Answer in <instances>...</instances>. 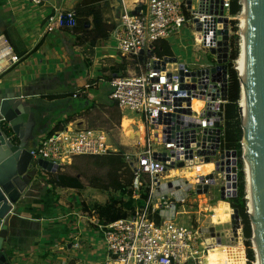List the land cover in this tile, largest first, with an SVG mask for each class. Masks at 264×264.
<instances>
[{
	"label": "built area",
	"instance_id": "obj_1",
	"mask_svg": "<svg viewBox=\"0 0 264 264\" xmlns=\"http://www.w3.org/2000/svg\"><path fill=\"white\" fill-rule=\"evenodd\" d=\"M28 1L37 7L50 0ZM119 2L121 11L109 32L115 51L125 64L123 75L109 80V100L120 113L118 146L111 143L104 129L62 124L59 130L40 137L29 150L32 164L39 173L52 174L38 167L37 160L56 165L58 172L76 157L122 152L132 176L129 189L135 205L127 211V217L109 224H104L94 209L86 212L90 215L89 224L102 237L106 264H206L209 251L219 246L220 238L214 232L206 233L175 219L180 214L178 208L188 203L200 208L203 200L210 202L212 186H216L220 202L237 195L238 155L226 147L224 133L228 97L224 100L223 96L228 93L233 31L231 0H142L133 11L127 9L126 0ZM75 22L74 11L53 8L45 21V32L73 28ZM185 28L192 32L195 50L211 54L213 64L188 66L179 62L172 51L169 56L155 55L158 42L166 43L171 50L170 40L180 37ZM225 47V62L219 63ZM9 61L15 65L19 59L11 54ZM233 64L234 61V69ZM84 94L85 91H78L72 96ZM196 101L197 109L193 108ZM240 146L242 151V139ZM180 163L183 166L178 168ZM208 164L212 170L201 171ZM192 168H197V173L190 178L170 174L171 170ZM234 175L236 189L231 187ZM221 192L224 201L220 199ZM142 194L146 195L143 200ZM232 210L230 229L224 231V238L229 246L242 248L245 261L241 222L239 219V229L233 233ZM164 212L171 216H164ZM72 246L80 248V241L75 239Z\"/></svg>",
	"mask_w": 264,
	"mask_h": 264
},
{
	"label": "crops",
	"instance_id": "obj_2",
	"mask_svg": "<svg viewBox=\"0 0 264 264\" xmlns=\"http://www.w3.org/2000/svg\"><path fill=\"white\" fill-rule=\"evenodd\" d=\"M80 1L50 0L36 7L28 0H0V57L8 62L0 69V87L20 93L22 100L32 106L35 123L25 140L29 150L67 118L70 121L65 124L92 128L88 118L92 109L87 111L85 103L98 106L109 100L112 69L119 64L109 34L92 47L88 43L78 45L77 35L66 29L45 32V21L53 8L74 11ZM140 1L126 0L127 9L133 11ZM100 8L104 22L114 25L121 11L119 0L102 2ZM39 42L36 52L15 65L10 63L11 54H28ZM78 91L85 94L73 98ZM35 172L21 199L11 208L14 215L4 243L6 256L13 264H106L101 235L77 204L69 205L74 200V189L51 187L47 181L53 180L57 172ZM87 231L97 249L84 247ZM75 239L80 241L78 249L72 246Z\"/></svg>",
	"mask_w": 264,
	"mask_h": 264
},
{
	"label": "water",
	"instance_id": "obj_3",
	"mask_svg": "<svg viewBox=\"0 0 264 264\" xmlns=\"http://www.w3.org/2000/svg\"><path fill=\"white\" fill-rule=\"evenodd\" d=\"M246 1L244 30L246 35V73L244 77L248 79L246 84H249V113L244 115V118L249 124L252 137L250 159L256 221L254 222L252 217L248 216L252 230L251 243L257 242L264 264V0ZM223 40L225 41L224 46H226V31H224ZM223 52V60H220L219 63L225 62L226 47ZM226 98L227 96L224 94L223 99L227 100ZM31 112L32 106L22 100L20 93L0 87V264H10V257L6 256L4 243L10 232L11 217L14 215L11 214V208L21 199L35 175L32 157L25 144L26 136L31 134L35 123ZM9 133H12V138H9ZM242 134V141H244L246 138L243 129ZM13 138H16L17 141H12ZM232 155L236 154L232 153ZM243 156L242 154V160ZM36 164L48 173H55L58 169L56 165L42 160H37ZM182 166L183 164L180 163L178 168ZM211 178L212 176L209 177V179ZM231 179L233 181L231 187L236 189V176H232ZM226 180L229 181L230 178L227 176ZM210 184H213L212 180ZM206 189L207 186L204 187V192ZM220 196V199L224 201L222 192ZM232 211L231 229L235 233L239 229V216L237 210ZM208 232L213 233L214 229L210 228ZM218 244H221L220 240H218Z\"/></svg>",
	"mask_w": 264,
	"mask_h": 264
},
{
	"label": "trees",
	"instance_id": "obj_4",
	"mask_svg": "<svg viewBox=\"0 0 264 264\" xmlns=\"http://www.w3.org/2000/svg\"><path fill=\"white\" fill-rule=\"evenodd\" d=\"M60 1V0H58ZM107 0H81L74 8L75 12V26L73 28L66 29L76 34V42L78 45L88 43L90 46L94 47L98 41L106 40L108 38L109 32L112 30V24L108 25L104 22L102 17V11L100 8V3ZM240 0H231L230 7V16L236 17L240 10L241 6L239 5ZM236 22H232V25L235 26ZM234 32L236 28H233ZM238 36H234L231 41V51H230V60L228 64V102L224 107V119H225V142L226 147L232 150H235L238 155L237 162V195L235 198L229 200V206L233 210H237L238 216L242 226V235L244 238L245 246V258L247 264H254V254L251 250V222L246 210V201H245V178L243 171V164L241 161V146L240 141L242 139V129L239 119V111L237 102L240 98V83L237 73L233 69L232 62L237 59L239 54L238 52ZM41 43L39 42L34 48L28 53H16L19 62L23 61L25 58L30 56L32 53L36 52L40 47ZM171 50L169 46L164 42H158L155 45V55L158 57L169 56ZM125 70V64L119 63L115 68L112 69V76L123 75ZM110 93V92H109ZM110 109H116L115 103L111 100H107V103L104 104ZM84 107L86 110L93 109L95 104L85 103ZM69 118L65 119L63 122H58L48 133L57 131L61 128L62 124L68 123ZM120 121V114L118 112V119ZM6 132V131H5ZM122 151V150H121ZM122 152L119 154H111L109 156H92V157H83L93 159L95 162L107 169V179L106 183L101 184L97 187L102 188L104 191H111L118 194L119 198L111 197L109 202L105 205L99 206L95 205L94 210L98 213L100 220L104 224H109L119 219L127 217L126 210H131L133 208V201L131 200V191L129 189L131 185L132 176L129 172V169L126 166V163L122 157ZM80 158V157H78ZM48 184L56 185L61 188H70L78 189L80 187V182L77 178L71 176H62L61 174L56 175V177L51 180L49 179ZM126 196L127 200L125 202L121 201V198ZM146 195L142 194L141 199H145ZM140 203V202H139Z\"/></svg>",
	"mask_w": 264,
	"mask_h": 264
},
{
	"label": "rangeland",
	"instance_id": "obj_5",
	"mask_svg": "<svg viewBox=\"0 0 264 264\" xmlns=\"http://www.w3.org/2000/svg\"><path fill=\"white\" fill-rule=\"evenodd\" d=\"M239 13H242V9ZM237 17H233V19H231V21L233 20L234 22H236V27L230 25L232 26V30H234L233 28L235 27V30H237V32L231 31L230 36H232L231 41L233 40L234 36H238L237 39L239 42L240 31L238 29V22L240 21V15H237ZM192 39V32L190 31V29L185 28L181 30L180 37H174L172 40H170L169 43L171 44V51L177 58V60L188 66L213 64V56L211 54H204L202 52L196 51L195 47L193 46ZM112 53H115V55L118 56L116 52L112 51ZM118 59L119 63H121V59L119 57ZM118 112L119 111L116 109H110L106 105L101 104L98 106L95 105L92 111L88 114V118L93 124L92 128H100L107 131L109 133L111 143L116 146H118L120 142V133L117 128L119 124V122L117 121ZM122 148H124V151L127 152L132 151L131 149H129V147ZM241 161L243 164L244 171V163L246 162H243L242 158ZM57 173L61 174L62 176H71L79 180L80 187L78 189H74V200L73 203H69V205L74 206L75 204H77V207L79 206L78 208L82 210V213L86 214L88 209H93L95 205H105L109 202V199L111 197H116L120 199V196H118V194L113 193L111 191H104L102 188L97 187L101 184L106 183L107 169L102 167L99 162H95L93 159L76 157L72 161L70 166L63 167L62 170L58 171ZM56 175L54 177H56ZM210 197L212 198V200L210 202H208L207 200H203L201 202L202 205L200 208L197 204L192 202L178 208L180 214L177 216L175 221L184 225H193L194 227L197 226L201 230H204L206 233L208 232V229H214L215 236L219 237L221 240V245L216 246L214 248V253H212L215 256L214 261H212L213 264H247L246 259L244 261L243 253L240 254L235 250H232L230 248L231 246H229L228 241L224 238V231L230 229V225L228 222L230 219V210L232 209L230 208V206H228L229 201L225 203L220 202L216 186H212L210 188ZM126 200V196L121 198V201L123 202H125ZM134 205L135 203H133V206ZM212 207L216 208L215 213H212ZM125 211L127 212L129 210L125 209ZM86 217L89 218L90 215L86 214ZM90 237L92 236L87 231L84 237V239H86V242L84 241L83 244L84 247L86 245H89L90 247L97 249L96 243L93 244L89 240ZM76 259L79 258L76 257Z\"/></svg>",
	"mask_w": 264,
	"mask_h": 264
},
{
	"label": "bare ground",
	"instance_id": "obj_6",
	"mask_svg": "<svg viewBox=\"0 0 264 264\" xmlns=\"http://www.w3.org/2000/svg\"><path fill=\"white\" fill-rule=\"evenodd\" d=\"M241 9L242 13L240 15V23L238 22V29L240 31V45H239V54L237 59L234 61V70L238 74V78L240 79V100L238 103L239 111H240V120H241V127L244 130L245 138L243 141L242 151H243V162L244 163V178H245V194H246V208L247 213L250 217H252L253 221H256V208H255V198H254V188H253V179H252V166H251V159H250V149L252 144V137H251V129L249 127L248 122L245 120L244 115L249 113V84L248 79L244 77L246 73V35L244 34L245 26H246V0H241ZM238 18V17H237ZM236 18V19H237ZM8 62L3 58L0 57V69H2ZM198 102H193V108L197 109ZM201 171L208 172L212 170L213 166L211 164L204 165L201 167ZM197 173V168L192 169H182L178 172L175 170H171V176H181L183 178H190ZM212 213L216 212V208H211ZM251 241V240H250ZM220 246V245H219ZM216 247V246H215ZM214 247V248H215ZM214 248L209 251L208 256L206 257V264H213L215 256ZM232 250L242 254L243 250L240 246H231ZM251 249L254 254V264H263V256L259 249L257 242L251 243Z\"/></svg>",
	"mask_w": 264,
	"mask_h": 264
}]
</instances>
